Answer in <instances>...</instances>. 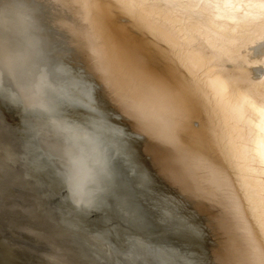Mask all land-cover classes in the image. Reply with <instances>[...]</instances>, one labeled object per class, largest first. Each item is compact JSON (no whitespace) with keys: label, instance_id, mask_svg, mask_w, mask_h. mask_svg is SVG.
Masks as SVG:
<instances>
[{"label":"snow or ice","instance_id":"snow-or-ice-1","mask_svg":"<svg viewBox=\"0 0 264 264\" xmlns=\"http://www.w3.org/2000/svg\"><path fill=\"white\" fill-rule=\"evenodd\" d=\"M93 21V31L106 54L104 63L119 62L122 74L107 73L95 54L85 55L75 69L66 67L41 32L30 0H0V109L43 116L67 150L53 155L41 146L40 133L27 117L12 129L20 138L18 161L40 178L38 166L60 186L77 214L103 207L118 191L117 180L150 187L135 160L134 142L148 129L170 120L169 131L191 158L231 187L216 190L214 209L229 228L245 232L243 264H264V0H74ZM117 23L135 26L171 65L183 69L179 80L151 71L134 45L117 39ZM88 52L91 53L89 47ZM31 96L39 104L28 103ZM168 102L156 110L154 97ZM202 114V119L201 115ZM127 121V126H122ZM5 127H10L4 125ZM137 168L130 176L126 165ZM63 165V167L61 166ZM157 167L171 179L189 176L184 152L167 146ZM159 218L176 234H196L199 226L175 198L151 197ZM221 209L223 211H221ZM129 209L122 206L121 214ZM225 213L227 215L225 216ZM117 217L105 225L101 239L106 254L126 262L155 259L161 264H201L195 254L116 239ZM99 235V234H98ZM47 264H64L50 246ZM206 264V261L204 262Z\"/></svg>","mask_w":264,"mask_h":264},{"label":"bare ground","instance_id":"bare-ground-1","mask_svg":"<svg viewBox=\"0 0 264 264\" xmlns=\"http://www.w3.org/2000/svg\"><path fill=\"white\" fill-rule=\"evenodd\" d=\"M30 2L38 27L50 38L54 54L68 61L66 67L77 68L89 54H95L104 63L106 51L93 31L92 18L82 12L74 0ZM114 34L117 39L134 45L151 71L173 80L184 76L183 69L169 64L153 46L151 37L137 32L135 26L117 23ZM109 55L113 60L111 64L104 63L105 71L122 74L124 70L114 54ZM259 75L264 77V71ZM29 95L28 103H40L39 97ZM154 105L159 114L167 116V100L155 96ZM25 117L40 133L45 152L56 155L67 150L39 113L21 115L14 109H0V258L4 259V264H47L44 254L50 246L60 250L64 264H132L123 256L106 254L108 243L115 241L111 235L108 243L100 237L113 216L118 223L116 239L121 244L128 241L129 250L131 242L143 240L153 242L156 247L191 252L201 264L205 261L206 264H243L244 248L250 242L247 233L229 228L224 217L218 218L214 211L219 204L215 198L217 188L226 185L230 189V182L222 173H213L191 158L189 150L171 135L170 120L154 123L148 129L151 135L137 139L133 145L136 163L144 170L150 187L137 184L134 188L130 183L117 180L118 191L103 207L77 214L66 200L63 207L60 206V197H66L67 193H61L60 186L50 175L33 165V171L40 177L36 178L18 161L17 157L23 156L21 141L12 129L19 128ZM121 123L122 126L128 124L127 121ZM167 146L184 152L191 168L187 178L180 179L173 174L170 179L157 167ZM126 168L130 176H136L137 168L133 164ZM165 196L180 202L183 213L199 226L198 233L176 234L168 230L159 215L154 214L156 201L151 199ZM122 206L130 210L127 215L121 214ZM5 230L10 237L1 235ZM258 261L259 257L257 264ZM135 264H161V261L149 259Z\"/></svg>","mask_w":264,"mask_h":264},{"label":"rangeland","instance_id":"rangeland-1","mask_svg":"<svg viewBox=\"0 0 264 264\" xmlns=\"http://www.w3.org/2000/svg\"><path fill=\"white\" fill-rule=\"evenodd\" d=\"M5 232H6V230H5ZM7 233H8V234H7ZM9 234H10L9 232H6V233L1 234V235L5 236V237H7V236L10 237L11 235H9ZM8 237H7V238H8ZM2 259H3V258H0V264H4V262H5L4 259H3V260H2ZM5 263H6V262H5Z\"/></svg>","mask_w":264,"mask_h":264}]
</instances>
